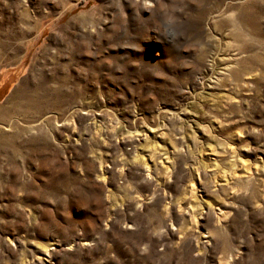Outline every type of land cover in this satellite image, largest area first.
I'll use <instances>...</instances> for the list:
<instances>
[{"label":"rangeland","instance_id":"rangeland-1","mask_svg":"<svg viewBox=\"0 0 264 264\" xmlns=\"http://www.w3.org/2000/svg\"><path fill=\"white\" fill-rule=\"evenodd\" d=\"M0 264H264V0H0Z\"/></svg>","mask_w":264,"mask_h":264}]
</instances>
